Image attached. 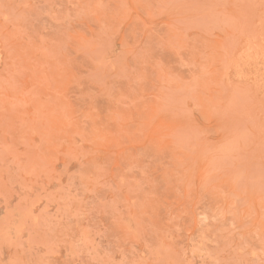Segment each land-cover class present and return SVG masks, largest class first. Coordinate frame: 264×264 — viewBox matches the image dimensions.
<instances>
[{"label":"rangeland","instance_id":"rangeland-1","mask_svg":"<svg viewBox=\"0 0 264 264\" xmlns=\"http://www.w3.org/2000/svg\"><path fill=\"white\" fill-rule=\"evenodd\" d=\"M0 264H264V0H0Z\"/></svg>","mask_w":264,"mask_h":264}]
</instances>
